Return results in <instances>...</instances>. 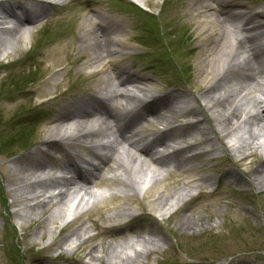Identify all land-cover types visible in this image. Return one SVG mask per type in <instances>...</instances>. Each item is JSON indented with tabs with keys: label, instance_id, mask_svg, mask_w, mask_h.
<instances>
[{
	"label": "bare ground",
	"instance_id": "1",
	"mask_svg": "<svg viewBox=\"0 0 264 264\" xmlns=\"http://www.w3.org/2000/svg\"><path fill=\"white\" fill-rule=\"evenodd\" d=\"M126 1L134 8L132 0ZM136 1L142 4L146 0ZM44 3L46 0L20 4L0 1V22L5 18L15 20L11 28H0V51H9L12 39L15 41L24 29L29 31L30 24L51 11L50 7H43ZM180 5L186 8L185 15L196 33L195 42L201 47H197L195 53L199 78L203 77L199 90L189 88L159 94L152 85L153 80L134 72L137 65L129 61L134 51L129 41L135 33L129 15H125V20L115 19L102 8H88L81 14H74L76 27L62 49L72 61L77 55L82 57L80 67L90 77L94 76L90 85L67 102L62 96L57 97L60 94L51 95L46 87L34 90L36 96L46 97L45 102L51 110L40 129L39 146L34 147L32 157L18 160L8 168V176L3 174L6 190L11 202L20 205L16 212L19 220L36 218L55 198L57 209L51 210L41 221L48 227L55 219L60 220V211L65 207L66 220L71 217V221H78L57 245L66 252L72 253L101 235L111 238L104 252L91 254L93 249L89 250L86 261L81 263L76 259L78 264H133L142 256L161 250L162 239L156 229H150L147 235L138 233L127 239L123 233L111 231L117 229L118 222L108 225L112 228L99 227L96 236H92L88 233L89 226L80 220L81 214L91 207L104 206L112 198L131 200L150 196V207L161 208V211L173 206L174 200L182 204L193 198L191 191L200 184L214 181L212 174H204L202 168L191 164L189 160L197 156L217 162L222 168L226 166L223 160L240 153L241 158L235 163L230 161L235 168L228 167L226 178L239 184L247 180L249 174L255 185L264 182L261 174L264 169V6L239 0H181ZM163 48L166 50L165 46ZM160 52L169 60L166 51ZM55 82H50V86H58ZM168 100L174 105L170 104L165 112L158 114L157 108ZM107 103L113 108H106ZM151 115L155 116L153 122L165 126L164 130L148 128L143 132L145 127L133 130ZM177 119L184 122L174 125ZM188 128L191 133L186 132ZM188 138L195 141L188 142L185 148L178 146L176 139L187 141ZM224 138H228V143L232 141V151L224 145L227 143ZM63 144L72 152L68 159L58 163L51 150ZM218 147L223 153L226 151L225 156L217 155ZM80 148L89 157H83ZM248 150L250 155L260 154L263 162L254 167L249 161L241 170ZM89 158L99 163L93 165V170L97 171L96 176L91 174L94 179L103 171L117 173L121 183L117 194L101 196L90 188L89 171L77 163H87ZM170 162L171 168L166 170ZM169 171L191 172L195 177L188 174L189 177L178 178L173 190L176 194L165 198L166 192L157 184L164 179V172ZM205 185L201 190H205ZM111 209L105 215L106 220L124 217L133 221L136 218L125 204ZM182 227L192 228L186 222H182ZM32 263L46 264L39 259Z\"/></svg>",
	"mask_w": 264,
	"mask_h": 264
},
{
	"label": "rangeland",
	"instance_id": "2",
	"mask_svg": "<svg viewBox=\"0 0 264 264\" xmlns=\"http://www.w3.org/2000/svg\"><path fill=\"white\" fill-rule=\"evenodd\" d=\"M29 1L9 0L10 4ZM65 1L57 7H50L51 11L29 25V31L24 29L15 41L12 39L10 50L7 48L9 51H0V264H33L34 259L45 263L46 260H52L54 264H78L76 259L81 263L86 261L89 250L93 249L91 254L100 250L104 252L103 248L108 246L106 242L111 239L105 235L95 237L75 248L72 253L58 248L60 239L71 232L78 221H71V217L66 220L64 207L60 211V220L55 219L48 227L45 226L42 219L51 210L57 209L55 198L36 218L19 220L16 212L20 205L11 202L3 175L5 173L8 176V168L18 160L32 157L34 149L39 146L40 129L44 121H47L46 116L51 107L45 102L46 97L36 96L34 90L46 87L51 95L60 94L57 97L62 96V100L67 102L82 94L94 78L91 76V80L90 75L80 67L82 57L77 55L72 61L70 56L62 52L76 27L73 24L74 14H81L88 8H102L115 19L125 20V15H129V22L135 29L134 38L129 41L130 46L134 47L129 61L137 65L134 72L147 75L153 80L152 85L159 94L189 88L199 90L202 86L203 77L199 78L201 74L195 58L197 47L200 46L195 42L193 23L187 19L186 8L180 5L181 0H146L142 4L134 0V5L141 6L142 10L140 7L133 8L126 0H92V4L85 0ZM239 1L264 6V0ZM85 4L87 7L84 8ZM163 50L170 56L169 60L160 52ZM50 82L58 83V86L51 87ZM170 104H173L172 101L161 104L157 108L158 114L165 112ZM109 106L107 104L106 108ZM154 117L147 116V122L142 121L133 130L145 127L143 132L148 128L161 132L165 126L153 122ZM183 122L177 119L174 125ZM186 132L191 133V129H186ZM190 139L176 141L178 146L185 148L188 142L195 141ZM225 141L227 143L223 144L227 146L232 142L228 143V138H224ZM228 147L232 151V144ZM79 150L83 157H89L82 148ZM216 151L217 155L225 156L226 151L223 153L219 147ZM71 152L72 149L64 144L51 150L58 163L68 159ZM250 152L248 150L246 153ZM240 156L238 153L233 157H225L227 161H223L226 166L222 165V168L217 162L200 156L189 160L198 169L202 168L204 174H212L214 181L200 184L191 191L193 198L184 200L182 204L174 200L171 202L173 206L161 211V208L150 207V196L131 200L112 198L104 206L85 210L80 220L89 226L88 233L92 236H96L99 227L112 228L108 225L118 222L117 229L111 231L121 232L127 239L138 233L147 235L150 229L158 230L156 232L162 239L161 250L142 256L133 264H264V182L255 185L248 177L249 174L246 175L247 180L239 184L226 178L228 167L234 169V163ZM43 159L49 163L54 162L48 158ZM249 161L255 167L263 162V157L258 153L248 154L241 170L249 165ZM185 164L188 166V162ZM181 173L164 172V179L157 187L166 192L165 198L176 194L177 191L173 190L178 178L189 175L195 177V173ZM116 174L109 170L100 173L97 179L90 176L91 182L88 185L101 196L117 194L121 183ZM198 174L202 175L200 171ZM261 174L264 176V169ZM204 185L205 190H201L200 187ZM120 204L132 209L136 215L135 220L124 217L105 219L107 212ZM64 219L66 221L63 222ZM182 222L190 224L192 228L184 229Z\"/></svg>",
	"mask_w": 264,
	"mask_h": 264
}]
</instances>
